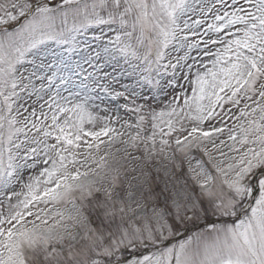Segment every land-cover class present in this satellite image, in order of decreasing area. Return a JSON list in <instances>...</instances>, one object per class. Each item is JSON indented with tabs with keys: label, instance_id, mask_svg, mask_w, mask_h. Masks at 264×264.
<instances>
[{
	"label": "snow or ice",
	"instance_id": "1",
	"mask_svg": "<svg viewBox=\"0 0 264 264\" xmlns=\"http://www.w3.org/2000/svg\"><path fill=\"white\" fill-rule=\"evenodd\" d=\"M0 264H264V0H0Z\"/></svg>",
	"mask_w": 264,
	"mask_h": 264
}]
</instances>
